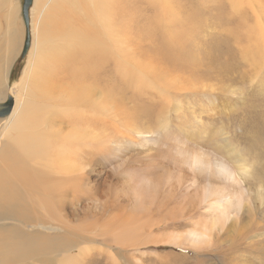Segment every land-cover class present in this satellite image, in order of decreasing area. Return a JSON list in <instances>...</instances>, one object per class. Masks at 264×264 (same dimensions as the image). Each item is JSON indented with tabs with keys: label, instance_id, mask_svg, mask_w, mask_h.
<instances>
[{
	"label": "rangeland",
	"instance_id": "rangeland-1",
	"mask_svg": "<svg viewBox=\"0 0 264 264\" xmlns=\"http://www.w3.org/2000/svg\"><path fill=\"white\" fill-rule=\"evenodd\" d=\"M69 1L32 0L26 27L21 13L23 0H0V108L10 102L12 110L16 98L14 87H19L16 91L19 95L24 83L21 79L28 81L26 98L29 102H37L34 95L37 87L44 86L49 77L69 76L71 66H78L90 78L83 67L92 64L90 79L96 89L115 86L116 90L121 80L119 74L127 71L131 79L119 89L120 95L115 93L113 103L140 108L151 104V116L139 120V124L151 123L155 119L160 124L167 122L178 140L208 153L212 160L223 162L239 175L242 173L238 172V167L244 165L249 168L248 175L241 177L250 197H244L245 206L240 214L243 221L250 218L252 223L256 222L255 215L260 208V214H264V203L259 200L264 198V126L260 124L264 120V0H241L243 3L240 0H167L165 7L159 0ZM36 41L44 46L41 55L36 58L34 71L27 77L29 56ZM117 44L124 48L122 50L126 55H117L113 51ZM11 46L14 50H10ZM24 48L25 56L20 58ZM148 65L161 70V79H147L149 85L140 88L144 81L137 79L135 72L143 73L142 68ZM44 67L50 70L45 73ZM42 76L47 77L44 79ZM159 89L164 91L159 92ZM123 93L131 95L124 99ZM162 134L155 131L151 138L160 141ZM135 137L131 134L123 139H111V144L101 150H96V146L88 149L87 140L85 143L75 142L65 153L53 152L54 157L58 153L64 157L72 154V159L83 156L81 153L91 152L83 162L86 169L82 173L87 176L88 172H92L87 180L89 191L71 190L68 199H58L57 205H50L45 210L48 215L37 213L34 226L26 233L36 236L38 227L43 242L26 252L30 258L23 264H51L45 256L58 258L63 251L74 254L79 250L89 253L82 264H87L88 260V264H95L103 256H111L108 260L115 264L200 263L195 261L191 249L183 255L190 260L184 261L178 255L182 253L180 247L186 246L162 238L149 244L139 241L118 245L109 237L93 236L94 225L100 226L101 221L106 223L115 212L112 199L106 202L101 199L103 196L111 197L106 193L109 184L122 183L132 173H150L152 180L160 174L159 169V172L155 169L149 171L143 163L144 156L150 154L151 147L155 145L139 148L138 142L130 140ZM63 140L59 137V141ZM119 143H123L126 150L116 151L115 146ZM209 177L211 174L207 173L206 178ZM206 184L219 185L212 179ZM30 191L35 192L34 196L39 193L34 188ZM246 198L249 199L247 204ZM178 199L180 197H177L176 204L181 201ZM39 200L35 197L36 202ZM60 203L63 204L56 207ZM166 205L169 204L165 198L151 201L143 219V228L154 236L167 231L187 232L190 228L186 226L188 219L183 226L170 221L163 211L159 212ZM90 223L94 224L92 229L79 227ZM260 237H257L258 240L253 238L256 247L260 244ZM219 249L227 250L226 244L222 243ZM241 250L246 253L242 247ZM45 251L47 254L43 256ZM199 252L198 259L215 258ZM226 253H220L217 259ZM253 261L255 264L264 263L263 260ZM63 264H68L65 257Z\"/></svg>",
	"mask_w": 264,
	"mask_h": 264
},
{
	"label": "bare ground",
	"instance_id": "bare-ground-1",
	"mask_svg": "<svg viewBox=\"0 0 264 264\" xmlns=\"http://www.w3.org/2000/svg\"><path fill=\"white\" fill-rule=\"evenodd\" d=\"M118 1L125 2V0ZM159 1L161 6H166L165 1L167 0ZM77 39V42H80L79 38ZM43 46L42 42L36 41L29 56L27 77L32 70L34 71L36 58L41 55ZM122 48L117 44L113 51H116L117 55L124 56L126 52ZM10 50H14V46H11ZM23 51L25 52V48ZM64 60L66 62V59ZM83 68L92 78V64ZM142 69L143 73L138 70L135 72L136 78L144 81L140 88L149 85L147 79H161V70L158 68L148 65L147 68ZM128 74L130 73L127 71L119 74L121 80L116 90H114L115 86L108 87L110 89L107 87L96 89L92 87V80L84 74L81 68L71 66L69 76L49 77L44 86L37 87L36 94H34L37 102L35 100V102H29V98H26L28 81L21 79L24 83L21 91L18 92L20 96L16 93L19 87H14L13 93L16 98L13 106L11 105L12 110L10 111V107L7 109L5 103L1 105L0 114L8 111L5 115H0L5 116L0 119V264H23L30 258L26 252L32 247L41 245L43 238L38 227L36 236L26 233L30 227L34 226L38 212H45L48 215L45 210L50 205H57L58 199H68L71 190L89 191L87 180L92 172H88L87 176L82 173L86 169L83 162L90 157L91 152L81 153L83 156L72 159V154L64 157L58 153L54 157L55 150L65 153L75 142L79 144L87 140L88 149L96 146V150H101L111 144V139H123L131 134L136 135L135 138L130 139L131 142H138L139 148L144 149L155 145L151 147L150 154L144 156L143 163L145 162L149 171L155 169L159 172L160 170V174L158 173V176L153 177L155 179L152 180L149 178L152 177L150 173L144 175L132 173L129 179L124 180L125 182H118L119 184L116 185L109 184L106 193L112 198L103 196L101 199L105 202L109 198L113 200L115 212L112 219L106 223L101 221L100 226L91 223L79 225L81 229H92L94 225V237L106 236L118 245L139 241L149 244L154 239L162 238V240L187 247H180L182 253L178 257L183 258L185 252L192 250L195 261L199 260V264H255L253 259L264 261V257H253L254 255L264 256V214H260L261 208L255 215L256 222L254 223L250 218L243 221V215L240 214L245 206L244 197L247 196L241 176L248 175L249 168L244 165L238 167V172L242 173L239 175L234 170H230L227 165L222 164L223 162L212 160L208 153L196 147H190L183 140H178L171 133L167 122L160 124L158 119H155L151 123L139 124V120L151 116V104L147 103L145 108H140L126 107L121 102L113 103L116 100L115 96L119 94V89L131 79ZM42 77L45 79L47 76ZM158 91H164V89ZM128 95L131 94L123 93L121 96L125 99ZM260 124L264 126L263 119ZM152 130L163 133L160 141L151 138L155 133ZM59 137L64 140L59 141ZM254 146L256 148L255 144ZM124 147L123 143H119L115 146V150H126ZM36 161L38 162L35 164ZM207 173L211 174L209 179L206 178ZM210 179L216 180L219 185L206 184ZM32 188L39 193L34 196L35 192L30 191ZM82 188L87 189L82 190ZM35 197L40 200L36 202ZM177 197L181 199L179 204L175 203ZM155 198L167 200L169 205L160 208L159 212L163 211L164 215L171 219L170 221L185 226L184 221L189 220L186 226L190 228L187 232L167 231L154 236L143 228L146 210ZM246 200L245 204L249 199L246 198ZM259 200L260 203H264L263 197ZM95 201L98 202V200ZM92 208L98 209L97 207ZM18 222L19 224H16ZM259 235H261L260 244L256 247V241L253 238L258 240ZM235 240L236 243H234ZM222 243L226 244L227 250L219 249ZM159 246H166V244H159ZM241 247L246 253L241 250ZM199 251H203L207 257L215 258L198 259ZM216 252H228L224 254L225 256L230 253L232 255L217 259L220 253L215 254ZM45 254H47L46 251L43 256ZM88 254L81 250L74 254L63 251L58 258L49 255L45 257L51 264H63L64 257L68 264H82ZM109 258L111 256L108 258L103 256L95 264H115L113 261L109 262ZM183 260L189 261L190 259L185 256ZM192 260L190 262H193Z\"/></svg>",
	"mask_w": 264,
	"mask_h": 264
},
{
	"label": "water",
	"instance_id": "water-1",
	"mask_svg": "<svg viewBox=\"0 0 264 264\" xmlns=\"http://www.w3.org/2000/svg\"><path fill=\"white\" fill-rule=\"evenodd\" d=\"M31 4H32V0H23L22 6H21V8H22L21 13H22V17L24 19L26 27H28V21H29L28 14H29V10H30ZM24 56H25V52H24V54L22 53L20 58H24ZM6 107H7V109L10 107V102L6 104ZM7 111L2 113V114H0V115H5L7 113Z\"/></svg>",
	"mask_w": 264,
	"mask_h": 264
}]
</instances>
